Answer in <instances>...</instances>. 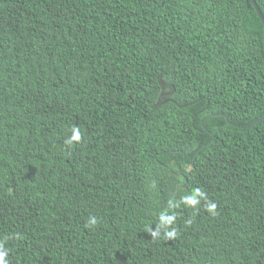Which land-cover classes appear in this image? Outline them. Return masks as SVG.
Segmentation results:
<instances>
[{"label":"trees","instance_id":"trees-1","mask_svg":"<svg viewBox=\"0 0 264 264\" xmlns=\"http://www.w3.org/2000/svg\"><path fill=\"white\" fill-rule=\"evenodd\" d=\"M0 241L9 264H264L251 0H0Z\"/></svg>","mask_w":264,"mask_h":264},{"label":"clouds","instance_id":"clouds-1","mask_svg":"<svg viewBox=\"0 0 264 264\" xmlns=\"http://www.w3.org/2000/svg\"><path fill=\"white\" fill-rule=\"evenodd\" d=\"M81 142V132L78 127H73L71 129V136L65 140V144L72 146L74 144ZM201 199L207 200L205 194L201 193L198 189L192 191L190 195H186L182 198V203L188 207L195 208L200 204ZM178 205H174L173 207H177ZM217 205L212 201H207L206 208L207 211L213 215L216 214ZM176 221V215L165 213L160 217V225L165 229V238L171 239L177 236V231L174 227L170 229V226L174 225ZM97 224V218L95 216H89L86 222V227H95ZM170 229V230H169ZM151 235L155 238L159 236L158 231H151ZM7 238H5L6 240ZM8 249L5 247L4 241H0V264H9L7 259Z\"/></svg>","mask_w":264,"mask_h":264},{"label":"water","instance_id":"water-1","mask_svg":"<svg viewBox=\"0 0 264 264\" xmlns=\"http://www.w3.org/2000/svg\"><path fill=\"white\" fill-rule=\"evenodd\" d=\"M253 6H254V9L256 10L258 16L260 17V19L262 20L263 22V49H264V16L262 14V12L260 11L259 7L257 6V3L255 0H251ZM263 117H261L260 119H262ZM259 119H257L256 121H258Z\"/></svg>","mask_w":264,"mask_h":264}]
</instances>
